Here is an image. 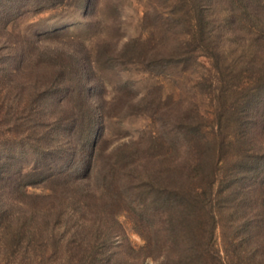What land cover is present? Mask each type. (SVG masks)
<instances>
[{"label":"trees","instance_id":"1","mask_svg":"<svg viewBox=\"0 0 264 264\" xmlns=\"http://www.w3.org/2000/svg\"><path fill=\"white\" fill-rule=\"evenodd\" d=\"M69 3L70 0H0V31L3 34L0 35V114L3 117L1 124L6 123L5 129L0 130V237H3L0 242L3 248L7 251L12 246L18 248L24 243L23 238L29 237L28 244L34 255L44 259L55 250L59 254L56 264H264V252H261L264 220L259 222L260 214L256 213L258 206H264V191L258 192L259 187L264 190V113L256 122L253 112L245 108L249 101L246 99H243L244 109L240 113L233 110L226 118L230 128L231 123L235 128L234 136L228 133L227 124L226 128L223 126L228 112L221 100L222 105L217 109L218 122L214 120L210 135L198 132L200 138L202 136L200 142L185 147V156L197 154L195 161L181 159L172 165L163 164L164 170L163 167L157 169L155 174L134 176L127 191L121 187L112 191L108 184L112 179L104 177L102 194L109 199L107 204L120 201L127 205L133 229L144 240L142 245L119 240L118 236L124 232L120 222L113 227L104 221L110 206L105 207L101 219L82 221L81 218V224L68 226L63 230L64 235L52 237L51 246L36 245L35 236L40 237L46 229L48 213L42 206H34L36 198L42 200L45 196L29 193V187L42 185L51 189L49 196L60 201L69 197L65 196L64 190L70 185H79L81 206L76 207H81V213L89 209L95 216L97 211L87 196L91 194L92 180L103 171L102 167L99 169L100 152L95 139L102 117L93 100L96 84L88 78L94 74V67L91 65L86 70L78 52L20 48L21 41L27 43L29 35H24L21 40V36L18 38L11 31L3 30L9 21L5 20L7 15L19 17L42 9L66 7ZM93 5L92 0H77L75 6L85 10ZM263 7L262 0H247L245 4L249 15L253 11L258 14ZM202 8L197 4L196 21L201 23L200 33L206 34L208 21L203 19L206 10ZM212 10L211 7L208 12H214ZM62 25L63 22L47 24L43 31L49 27L62 29L64 27L59 28ZM44 36L51 38L54 35L47 33ZM212 87L210 85V89ZM214 87L217 101L222 99L219 95L228 94L230 89L229 84ZM257 98L254 96L249 101L253 108L258 106ZM57 103L68 109L79 104L77 109L80 108L81 113L82 106L87 108L83 116L78 111L83 130L81 136L70 126L63 128V138H56L58 134L54 132L59 128L43 117L41 112L45 110L39 107L46 105L50 113L47 118H53ZM39 117H43L42 120L39 121ZM245 126L248 133L237 132ZM73 138L81 140L80 147L68 148V139ZM118 148L121 149L113 148L114 155H120ZM135 154L132 170L135 173L146 171V162H142L143 159L136 161ZM232 163L234 165L230 166ZM159 172L164 174L159 176ZM255 184L258 188H254ZM70 202L74 200L70 199ZM68 211L61 212L67 216ZM19 212L21 215L17 217ZM39 213L40 220L36 217ZM35 220L36 224L32 226ZM16 224V230L12 232L15 234L10 235ZM49 232L50 236L56 235ZM245 245L247 249L243 248Z\"/></svg>","mask_w":264,"mask_h":264},{"label":"rangeland","instance_id":"2","mask_svg":"<svg viewBox=\"0 0 264 264\" xmlns=\"http://www.w3.org/2000/svg\"><path fill=\"white\" fill-rule=\"evenodd\" d=\"M246 1L92 0L94 5L84 10L75 6L77 0H70L66 7L42 9L19 17H5L9 21L3 31H11L18 38L21 36V40L24 35H29L28 42L22 40L20 48H48L65 53L76 51L86 70L91 65L94 67V74L88 78L96 84L93 87L96 89L93 100L102 117L95 139L100 152L99 169L102 167L104 172L101 171L96 180H92L91 194L87 196L97 211L95 216L91 215L89 209L81 213V207H76L81 206L79 185H70L74 187L73 190L69 187L63 191L74 202L68 198L60 201L52 198L49 196L51 189L42 185L29 187V193L45 196L42 200L36 198L34 206H42L48 213L45 216L46 229L39 234L40 237L35 236L37 246H51L54 241L52 237L64 235L63 230L70 225L75 226L78 222L81 224V218L82 221L103 218L106 206L111 209L105 212L104 221L113 227L118 221L123 226L124 232L118 236L119 240L135 246L142 245L144 240L133 229L127 205L124 206L120 201L107 204L109 199L102 194L106 176L114 180V183L112 180V183H108L112 191L120 187L127 191L134 176L155 174L157 169L163 167L164 170L163 164L172 165L181 159L195 161L197 154L185 156V147L199 141L198 132L210 135L214 120L218 122L217 109L218 105H222L221 100L228 112L223 121L225 128L230 113L233 110L240 113L244 109L243 99L250 101L254 96L258 97V106L253 108V103L248 101L245 108L253 112L256 122L260 119V114L264 113V7L258 14L253 11L249 15L245 8ZM197 4L206 10L203 16L204 21H208L206 34L200 33L202 26L196 21ZM211 7L214 12H208ZM58 22H63L59 28H64L49 27L43 31L47 24ZM209 30L211 33H208ZM47 33L54 36L46 38L44 35ZM0 35H3L2 31ZM221 84H229L230 89L228 94L219 95L222 99L217 101V96L214 98V86L219 87ZM78 106L76 104V108L73 106L68 109L57 103L52 115L54 117H48L50 119L47 118L50 113L46 105L39 109H44L41 112L43 117L59 128L54 133L60 139L64 137L63 128L70 126L75 128V133L80 132L81 136V115L87 112V108L82 106L81 113ZM79 110L81 115H78ZM1 116L2 113L0 130H4L6 123L1 124ZM42 118L39 117V121ZM185 125L188 133L183 129ZM227 126L228 133L234 136L232 123L231 128L229 124ZM245 129L246 126L244 129L240 127L237 132L242 130L245 133ZM257 137L260 138L259 133ZM68 145V148L75 149L80 147L81 140L68 139ZM117 147H121L118 148L120 155H114L113 148ZM134 153L136 161L143 159L142 162H146V171L135 173L132 170ZM157 174L160 176L164 173ZM79 178L77 180L80 181ZM254 188H258L256 184ZM263 191L261 187L258 188L259 193ZM121 205L122 208H119ZM62 210H69L68 215ZM257 210L261 222L264 220V206H258ZM57 213L59 215H55ZM20 215V212L16 214L17 217ZM40 215L36 216L38 220L41 219ZM67 223L69 225L66 226ZM35 224L36 220L32 226ZM17 225L13 226L10 235L15 234L12 232ZM261 226L264 228V225ZM49 231L57 236H50ZM261 237V243H264V234L261 233ZM22 242L18 248L12 246L10 251L4 249L0 242V264H56L55 259L59 254L54 249L44 259H40L41 256L36 257L29 246V237H24ZM244 247L247 249L246 245ZM261 248V252H264V247Z\"/></svg>","mask_w":264,"mask_h":264}]
</instances>
